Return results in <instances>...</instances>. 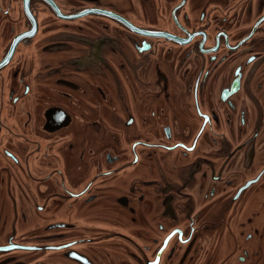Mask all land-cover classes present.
I'll return each mask as SVG.
<instances>
[{"label": "flooded vegetation", "instance_id": "obj_1", "mask_svg": "<svg viewBox=\"0 0 264 264\" xmlns=\"http://www.w3.org/2000/svg\"><path fill=\"white\" fill-rule=\"evenodd\" d=\"M0 264H264V0H0Z\"/></svg>", "mask_w": 264, "mask_h": 264}]
</instances>
